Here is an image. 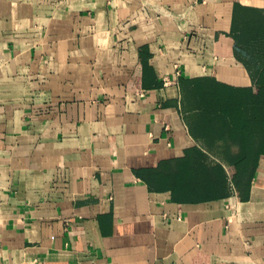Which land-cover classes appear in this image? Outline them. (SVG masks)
Listing matches in <instances>:
<instances>
[{
  "label": "crops",
  "instance_id": "0c3cea01",
  "mask_svg": "<svg viewBox=\"0 0 264 264\" xmlns=\"http://www.w3.org/2000/svg\"><path fill=\"white\" fill-rule=\"evenodd\" d=\"M0 264H264V0H0Z\"/></svg>",
  "mask_w": 264,
  "mask_h": 264
},
{
  "label": "built area",
  "instance_id": "2783aa9c",
  "mask_svg": "<svg viewBox=\"0 0 264 264\" xmlns=\"http://www.w3.org/2000/svg\"><path fill=\"white\" fill-rule=\"evenodd\" d=\"M168 80H169V79L166 80L167 83L169 82Z\"/></svg>",
  "mask_w": 264,
  "mask_h": 264
}]
</instances>
